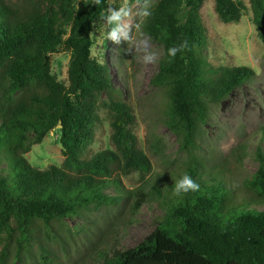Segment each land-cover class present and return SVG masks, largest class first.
<instances>
[{
    "label": "trees",
    "instance_id": "16d2710c",
    "mask_svg": "<svg viewBox=\"0 0 264 264\" xmlns=\"http://www.w3.org/2000/svg\"><path fill=\"white\" fill-rule=\"evenodd\" d=\"M205 1L157 0L144 18V33L163 48L151 84L165 92L164 123L188 160L171 182L127 188L123 177L150 171L152 162L135 132L132 103L109 65L92 53L93 30L104 21L108 0L100 6L91 0H0V264L11 253L16 260L45 261L43 244L40 254L33 248L40 232L50 236L56 223L84 215L91 205L122 208L126 201L137 211L151 196L166 205L155 230L127 249L107 242L100 264H264V133L254 147L259 166L240 186L233 169L209 166L198 152L212 113L256 75L248 65L210 63ZM250 1L264 41V0ZM214 5L225 23L244 15L240 1ZM185 39L190 50L169 57L168 48ZM60 49L72 53L68 83L52 71L51 55ZM102 108L113 148L92 154ZM55 129L62 163L33 166L26 154ZM248 147L236 148L238 162ZM185 174L199 190L175 195V182Z\"/></svg>",
    "mask_w": 264,
    "mask_h": 264
},
{
    "label": "rangeland",
    "instance_id": "374dc122",
    "mask_svg": "<svg viewBox=\"0 0 264 264\" xmlns=\"http://www.w3.org/2000/svg\"><path fill=\"white\" fill-rule=\"evenodd\" d=\"M157 0H148L151 7ZM244 5V15L239 22L225 23L215 11L214 0H206L201 9L207 28L208 44L206 53L214 66L248 65L255 77L243 86L235 89L212 113L209 123L203 129L200 138V156L209 166L225 164L238 177V186L246 176L252 175L259 162L254 155L256 144H262L264 131V41L256 29L250 0H236ZM133 24L132 41L127 43L121 37L116 44L106 39L109 26L105 21L95 24L93 30L95 43L93 56L107 63L113 73V81L128 97L137 117L135 132L140 146L149 155L152 168L148 172H135L123 177L128 188L149 187L160 181L171 182L172 175L188 155L179 148L174 133L164 123L166 113L165 92L151 84L152 76L157 72L159 60L163 54L162 46L151 38L153 48L159 53L155 64H144L142 53L134 48V42L148 36L143 31L139 12L144 0H128ZM122 0H113V6L119 7ZM131 48V52H125ZM72 53L60 49L51 55L52 71L60 80L68 83V67ZM102 123L96 131V139L90 146V152L113 148L111 127L107 110L100 111ZM61 132H50L44 141L34 144L26 154L27 159L37 168L45 169L51 164L60 165L64 153L60 144ZM247 142L249 147L241 162L234 153L236 148ZM264 144V143H263ZM262 206V205H260ZM166 205L151 196L148 202L133 211L131 206L122 202V208L116 206L98 207L91 205L84 215L65 219L51 227L50 236L41 231L35 239L34 247L38 254L48 256L45 261L40 257L31 259L26 256L16 260L15 254L7 257L6 264H100V249L112 245L127 249L142 241L156 228L157 220L165 212ZM102 240H104L102 242Z\"/></svg>",
    "mask_w": 264,
    "mask_h": 264
},
{
    "label": "clouds",
    "instance_id": "9594fccd",
    "mask_svg": "<svg viewBox=\"0 0 264 264\" xmlns=\"http://www.w3.org/2000/svg\"><path fill=\"white\" fill-rule=\"evenodd\" d=\"M139 3V0H137ZM103 0H91V4L100 6ZM141 18H146L151 15L148 0H144L139 12L137 13ZM132 16L131 6L128 0H122L119 7L113 6V0H108L107 7H105L102 19L109 26L106 34V39L111 40L116 44L121 43V37L127 43L132 41L133 24L130 22ZM136 51L142 53V61L144 64H155L159 59V53L153 48L151 37L145 36L134 42ZM185 50H190L189 43L185 39L178 45H174L167 50V55L175 58L178 53H183ZM131 48H126L125 52H131ZM199 190V184L188 174L183 175L175 182L174 194L180 195L182 193L194 192Z\"/></svg>",
    "mask_w": 264,
    "mask_h": 264
},
{
    "label": "water",
    "instance_id": "95a60500",
    "mask_svg": "<svg viewBox=\"0 0 264 264\" xmlns=\"http://www.w3.org/2000/svg\"><path fill=\"white\" fill-rule=\"evenodd\" d=\"M62 127V125H58V128H61Z\"/></svg>",
    "mask_w": 264,
    "mask_h": 264
}]
</instances>
